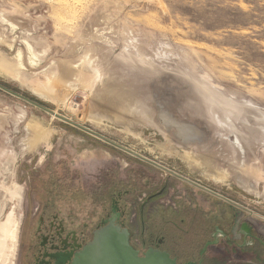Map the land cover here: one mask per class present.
Instances as JSON below:
<instances>
[{
  "label": "rangeland",
  "instance_id": "obj_1",
  "mask_svg": "<svg viewBox=\"0 0 264 264\" xmlns=\"http://www.w3.org/2000/svg\"><path fill=\"white\" fill-rule=\"evenodd\" d=\"M159 108L211 151L176 142ZM0 118V264H19L36 196L97 223L120 194L141 252L199 239L198 256L233 216L264 237V0H0ZM216 241L205 258L243 261Z\"/></svg>",
  "mask_w": 264,
  "mask_h": 264
},
{
  "label": "flooded vegetation",
  "instance_id": "obj_2",
  "mask_svg": "<svg viewBox=\"0 0 264 264\" xmlns=\"http://www.w3.org/2000/svg\"><path fill=\"white\" fill-rule=\"evenodd\" d=\"M119 197L120 194H117L112 198L110 210L101 215L97 223H94L91 217L80 223L77 206L69 205L70 203L66 201L59 205H53L44 196H39V198L36 196L35 204L28 205L26 210L19 264H76L75 262L83 246L92 240L94 230L104 225L102 223L103 220H109L114 217L116 223L126 226L123 221L124 212L117 205ZM235 218L233 216L230 219L229 229L214 227V230L210 232V238L199 248L198 256L194 254V250L199 245V239L189 246L191 249H187L186 255L181 256L172 249L163 247V239H149L148 241L144 240L142 243L146 245V249L152 247L167 251L176 260L177 264L186 262H194L196 264L253 263L251 259L254 252L260 249L264 250V237L258 235L253 225H250L248 221L241 222L237 228ZM244 222L248 226V232L242 228V223ZM218 235L224 238V241L220 243L223 246L222 256L233 254V257L236 256L238 260L241 259L243 261H229L230 257L221 258V260L215 256L205 258L207 247L211 244L207 245L203 253H200L207 242L215 241L212 243L215 244ZM237 239L240 243L236 241ZM237 248H240L241 251ZM234 250L237 252L235 253ZM139 252L141 253L140 250ZM259 262L264 263V261L260 260Z\"/></svg>",
  "mask_w": 264,
  "mask_h": 264
},
{
  "label": "water",
  "instance_id": "obj_3",
  "mask_svg": "<svg viewBox=\"0 0 264 264\" xmlns=\"http://www.w3.org/2000/svg\"><path fill=\"white\" fill-rule=\"evenodd\" d=\"M156 118L165 130H176L181 133L189 131V135H196L194 128L174 119L168 110L159 108ZM102 223L103 226L94 230L92 240L83 246L76 264H177L165 250L149 247L140 253L131 243L130 230L123 224L116 223L114 217L103 220ZM242 228L248 232L245 222L242 223ZM214 242H207L200 253Z\"/></svg>",
  "mask_w": 264,
  "mask_h": 264
},
{
  "label": "bare ground",
  "instance_id": "obj_4",
  "mask_svg": "<svg viewBox=\"0 0 264 264\" xmlns=\"http://www.w3.org/2000/svg\"><path fill=\"white\" fill-rule=\"evenodd\" d=\"M62 93V92H61ZM61 98V97H60ZM57 99H58V97H57ZM63 100V99H62ZM110 100V99H109ZM120 100V99H119ZM106 101V103L108 104V106H107V108L109 109V103H110V101H112V100H110V101H108V100H105ZM122 101V100H121ZM111 104V103H110ZM105 105V104H104ZM114 105V104H113ZM117 106H120V105H114V107L116 108ZM106 108V109H107ZM121 108V107H120ZM126 107H124V108H121L122 109V111H126V113H127V111L128 110H126L125 109ZM113 110H114V108H112ZM96 109H95V113H96ZM120 111V110H119ZM118 111V112H119ZM93 112V111H92ZM91 112V113H92ZM102 112V115H104L103 114V111H101ZM100 112V113H101ZM105 112V111H104ZM135 112V111H134ZM113 113V112H112ZM117 113V112H116ZM125 113V112H124ZM123 113V114H124ZM98 114V113H97ZM120 114V113H119ZM86 115V114H85ZM117 115V114H116ZM127 115V114H126ZM4 116V115H3ZM87 116H88V114H87ZM110 117V116H109ZM112 117V116H111ZM114 117V116H113ZM117 117V116H116ZM89 118H91V120H93V121H95L96 123H101L102 122V120L104 119V117H102V116H98V115H95V114H91V115H89ZM1 119V118H0ZM6 119V118H5ZM113 119V118H112ZM6 122V121H5ZM4 122V124H6ZM160 125H161V123H159ZM162 126V125H161ZM165 130V129H164ZM165 132L166 133H168V135L170 136H172V137H174V139H176V142H178V143H180V144H183V145H186V146H188V145H190V144H197V146L198 147H200L201 149H206L205 151H211V147L213 146L212 145V140L206 135V134H204V136H203V138H202V141L200 140V139H197V137H195L196 135H189V131H184L183 133H181V132H177L176 130L174 131V130H165ZM261 134V133H260ZM170 136V137H171ZM193 136L195 137V139H193ZM187 137L189 138V139H187ZM35 142H37V141H35ZM202 142V143H201ZM30 146H34V143H30L29 144ZM187 158V159H186ZM185 159L186 160H189L188 158L189 157H186ZM209 159H211L209 156H207V155H203L202 156V159H200V160H204L205 162H207V164H208V160ZM199 161V160H198ZM210 161V160H209ZM190 164V163H189ZM198 164H199V162H198ZM200 165V164H199ZM235 168V167H234ZM234 176H235V179L237 180V181H239L244 187H248L249 189L250 188H252L253 186H252V184H250L249 182H246L245 180H243V178H241L242 176L239 174V172H237V170H236V173L234 174ZM254 189V188H253Z\"/></svg>",
  "mask_w": 264,
  "mask_h": 264
}]
</instances>
